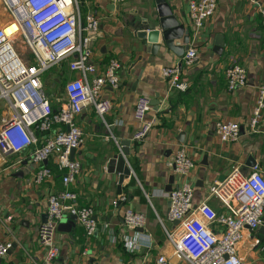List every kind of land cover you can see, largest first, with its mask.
I'll use <instances>...</instances> for the list:
<instances>
[{
    "label": "crops",
    "instance_id": "0c3cea01",
    "mask_svg": "<svg viewBox=\"0 0 264 264\" xmlns=\"http://www.w3.org/2000/svg\"><path fill=\"white\" fill-rule=\"evenodd\" d=\"M190 1L169 0L179 22L190 30L189 43L199 53L192 66H182L181 77L188 84L185 91L169 89L161 75L164 66L178 63L183 54L175 55L160 37L158 51L147 52L136 36V22L143 21L146 7L153 6V0H126L115 6L106 0L85 1L83 13L92 10L100 18L101 34L91 42L97 72L105 69L109 59H117L120 84L115 89L106 86L102 90L112 105L104 115L109 128L91 105L76 118L84 138L73 159L80 162L81 169L69 189L76 193L79 206L93 209L97 229L87 236L77 220L69 215L62 218L59 224L68 227L55 230L54 243L59 254L52 264H155L159 255H164L168 264H186L174 255L166 237L165 230L172 231L178 225V221L167 218V193L189 182L193 201L199 203L209 195L214 182L222 180L233 167L248 170L249 157L264 171V110L258 132H251L248 124L258 87L264 83L262 15L251 0H218L214 15L194 37L189 19ZM258 1L264 4V0ZM5 28L9 32L18 26L11 21ZM217 34L223 38L221 55L213 52ZM233 58L245 67L247 84L229 92L225 68ZM65 74L69 78L77 73L67 70ZM140 95L159 103L157 110L152 107L147 115L156 120L151 131L143 141L135 142L132 135L137 122L133 108ZM227 120L240 125L236 142H222L214 132L216 121ZM126 139L130 140L126 163L131 174L124 176L118 193V175L109 172L108 159L119 152L118 140ZM180 148L194 162L185 177L176 174L169 165ZM27 153L8 155L0 166V240L12 242L11 251L1 264H34L43 258L37 231L46 214V198L63 188L61 173L51 157L46 165L52 168L53 177L34 184L32 176L39 165ZM120 195L125 200L114 205L112 201ZM209 204L224 211L215 198H210ZM126 208L144 214L146 223L138 232L147 234L148 248L128 251L123 245L122 236L134 233L123 226ZM213 228L218 230L215 225ZM257 235L258 231L253 236L264 247V235ZM253 242L251 238L242 242L239 253L245 262L249 257L253 264H264V249L252 246Z\"/></svg>",
    "mask_w": 264,
    "mask_h": 264
},
{
    "label": "built area",
    "instance_id": "2783aa9c",
    "mask_svg": "<svg viewBox=\"0 0 264 264\" xmlns=\"http://www.w3.org/2000/svg\"><path fill=\"white\" fill-rule=\"evenodd\" d=\"M86 0H0L18 24L15 30L6 31L0 26V166L11 154L27 153L30 160L39 165L32 181L39 185L53 177L50 157L61 173L63 188L46 198V220L38 228V241L44 256L34 264H52L59 254L54 243V233L65 216L75 215L87 236L97 229L90 206H79L77 195L69 189L80 172L78 160L70 159V150L78 148L84 138L76 118L86 106L95 112L109 128L104 115L111 109V101L102 94L108 86L113 89L120 84L119 61L109 59L105 69L98 73L93 62L92 39L101 34L100 18L90 10L81 8ZM114 6L126 0H106ZM263 18L264 4L251 0ZM218 0H191L189 19L194 37L217 8ZM23 14V15H22ZM22 39L26 52L19 53L14 43ZM198 49L189 43L178 63L164 66L161 75L171 90L185 91L188 84L181 77L182 66H192L198 59ZM63 61L69 77L63 85V94L52 98L45 90L44 73ZM226 88L233 92L247 84L245 67L237 59H231L225 68ZM1 108V106H0ZM152 105L150 99L140 95L136 98L133 116L137 122L132 140L141 142L151 131L155 118L149 119ZM264 110V83L257 90L255 105L248 120L249 130L258 132V124ZM214 132L220 141L236 142L240 137V125L236 121H216ZM169 165L182 177L188 176L194 162L185 149H178ZM169 209L167 218L178 221L177 228L165 230L173 253L186 264H247L239 253L241 243L251 238L252 246H261V240L253 235L264 223V171L258 162L243 171L235 166L220 181H215L209 195L201 202L193 201V187L189 182L167 193ZM217 199L224 211H217L209 199ZM120 195L112 203L123 202ZM6 217V220H10ZM123 226L131 234L122 236L128 251L150 246L147 234L138 232L144 228V214L130 208L123 211ZM218 230H215L213 226ZM8 232V227H5ZM12 247L11 240H0V257ZM94 264V263H87ZM155 264H168L159 255Z\"/></svg>",
    "mask_w": 264,
    "mask_h": 264
},
{
    "label": "water",
    "instance_id": "95a60500",
    "mask_svg": "<svg viewBox=\"0 0 264 264\" xmlns=\"http://www.w3.org/2000/svg\"><path fill=\"white\" fill-rule=\"evenodd\" d=\"M153 6L146 7L143 21L136 22L134 27L136 36L142 40L145 45L147 52L156 53L160 47L157 42L158 38H161L163 45L171 50L175 55L181 56L184 51L189 47V28L181 24L173 13L169 0H153ZM23 15V14H22ZM215 46L213 52L221 55L223 52V38L221 34H217L215 38ZM158 100L155 99L151 102L154 110L158 108ZM120 147L119 152L113 154L108 159V169L111 173H116L118 175V189L117 192L121 191V183L124 176H130L131 170L126 163V156L129 153L130 140H118ZM75 149L70 150V159H73ZM255 160L249 157L247 160V165L252 166L255 164ZM224 177V176H222ZM72 220H76V216H70ZM43 221L46 220V214L42 216ZM177 222V221H176ZM65 224L60 223L57 226L58 230L66 228ZM139 228L138 231H141ZM260 235H264V223L258 229ZM10 249L6 254L10 253ZM3 257H0V264Z\"/></svg>",
    "mask_w": 264,
    "mask_h": 264
},
{
    "label": "rangeland",
    "instance_id": "374dc122",
    "mask_svg": "<svg viewBox=\"0 0 264 264\" xmlns=\"http://www.w3.org/2000/svg\"><path fill=\"white\" fill-rule=\"evenodd\" d=\"M83 9L84 8H81L82 13L84 12ZM90 11L93 12L92 10ZM11 19L13 18H11L10 12H8L5 9L4 5L0 4V26H3ZM14 46L20 54L26 52L24 44L22 43V39L20 37L15 41ZM66 71H67V63L63 61L62 63L57 65L54 68V70L50 69L44 73L43 78H42L44 82V87H45V90L51 95L52 98L59 97L61 94H63V85L65 81L68 79L65 74ZM0 106H1L0 108V113H1L3 112V110H5V108L3 109L2 103ZM257 236L262 237V235H260L259 233ZM245 259L248 264H253L252 260H250L249 257H246Z\"/></svg>",
    "mask_w": 264,
    "mask_h": 264
},
{
    "label": "bare ground",
    "instance_id": "6f19581e",
    "mask_svg": "<svg viewBox=\"0 0 264 264\" xmlns=\"http://www.w3.org/2000/svg\"><path fill=\"white\" fill-rule=\"evenodd\" d=\"M17 26H18V24H17Z\"/></svg>",
    "mask_w": 264,
    "mask_h": 264
}]
</instances>
